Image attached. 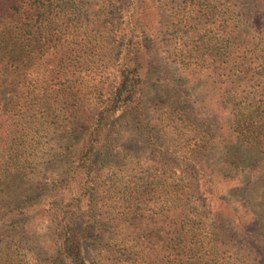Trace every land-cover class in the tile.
<instances>
[{"label":"trees","instance_id":"obj_1","mask_svg":"<svg viewBox=\"0 0 264 264\" xmlns=\"http://www.w3.org/2000/svg\"><path fill=\"white\" fill-rule=\"evenodd\" d=\"M92 1L0 0V264H96L88 250L107 264H264V231L248 208L264 217V187L246 197L264 165V54L232 48L244 20L224 18L220 48L207 52L201 27L162 44L156 25L135 15L141 4ZM166 129L192 134L188 168L178 170L184 194L162 176L178 166ZM214 147L218 165L195 169ZM115 149L124 175L145 163L162 175L107 187ZM44 160L49 178L34 181ZM199 177L209 188L194 199ZM93 229L114 244L95 247Z\"/></svg>","mask_w":264,"mask_h":264},{"label":"rangeland","instance_id":"obj_2","mask_svg":"<svg viewBox=\"0 0 264 264\" xmlns=\"http://www.w3.org/2000/svg\"><path fill=\"white\" fill-rule=\"evenodd\" d=\"M86 1V3H92V0H80V2ZM77 3V0H75ZM131 2L138 3L142 5V10L139 14L135 13L136 16H140L143 20L149 21L154 27L156 25V29L158 32L159 40L161 43H165L166 41H170L171 39L178 38L182 35H192L196 34L199 31L198 27L204 29V37L208 42H206V51H216V49L220 48L221 43V33L224 32L222 21L223 19L227 20H236L242 18L244 20L242 32L243 35H240L239 41H234L235 44L231 45L232 48H236L238 50L245 51H254L258 56L264 54V0H131ZM178 20H183L187 22L186 24L175 25ZM230 22V21H227ZM237 23V20H236ZM235 24V23H234ZM233 26V24H231ZM228 31V28H226ZM201 31H199L200 33ZM176 41V40H175ZM163 56L168 57L169 53L164 50L162 53ZM256 65H259L256 63ZM167 70V69H166ZM170 77L174 80H178V76L174 75L173 72H170ZM205 93L203 98L205 97L208 101L209 97L212 96V88L209 87V83L204 89ZM210 90V91H209ZM190 93L191 101L196 102V108L201 109L203 113V118L205 119L206 124L210 129H212L213 133H217L215 126V117L210 113L203 105H197V102L200 104L199 97L196 89H188ZM204 98V99H205ZM239 102L238 100H236ZM200 106V107H199ZM237 108V107H236ZM151 116H154L156 121L162 122L166 127L167 122L164 121L168 117V114L165 113L164 110L156 109L150 113ZM130 128V127H127ZM167 131V129H166ZM181 135L174 130L167 131V142L165 146L169 149V151H173L176 155V163L178 166L174 167L173 170L170 168L168 170V174L162 175L164 167L161 165L153 164V163H145L144 166H141V172H137L134 176L130 177L128 175H124L126 172H122L124 169L123 162H121L118 157L117 151L115 149L112 151L106 158L105 162L114 166H110L105 172L107 176L104 178L105 184L107 187H112L111 189H120L123 191V187L127 186L129 182H134L139 185H143L141 178L147 179L149 183L154 180L157 175L162 176H172L170 180L171 189L173 193L176 191L179 194H184L183 187L184 180L181 181V174L178 171L179 169L188 168L186 165L190 162L187 159L183 150L188 149L189 139L192 137V134L187 132L186 130L180 131ZM181 139V140H180ZM181 142H180V141ZM180 142V146H177ZM193 142V141H192ZM134 148H139L140 153L143 151H147L146 146L142 147V145L133 144ZM198 159L195 161V169H201L205 167L207 170L213 169L218 165V157H219V147H214L209 151H203L200 155H196ZM49 162H42V166H39L37 176L34 178H38L34 181L41 179L44 181L49 177L50 169H46V167H50ZM188 166V165H187ZM172 170V171H171ZM177 170L175 174L173 171ZM52 171V169H51ZM128 174V173H127ZM253 179H251L250 185H247L246 189V197L250 199L252 195L261 187H264V165L258 166L253 173ZM169 178V177H168ZM187 181V180H186ZM199 184V193L194 194V199L198 196H202L205 198L206 194L203 193L207 188H209L208 184L204 186V179H198ZM36 182L32 183L35 184ZM203 184V186H202ZM181 188V189H179ZM13 193L10 190V194ZM202 194V195H201ZM217 204V203H215ZM214 204V210L216 206ZM150 205V204H148ZM109 208V207H108ZM251 211H253L260 221V229L264 231V217L262 212L259 209L253 208V206L248 207ZM110 212L117 211L116 207H111ZM214 214L209 215V218H212ZM95 235H98V238L94 241L95 247L100 248H110L112 241L108 239V233L99 232L96 229L92 230ZM44 231H38L35 235H41ZM233 233L232 231H228L227 225L224 224L222 228V241L225 243L232 244L234 241H229V235ZM114 244V243H112ZM39 253H42V250H38ZM88 250V256L91 259H95L96 264H107L102 262V257L105 254H101L98 256V250ZM97 255V256H96Z\"/></svg>","mask_w":264,"mask_h":264}]
</instances>
